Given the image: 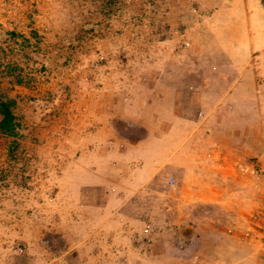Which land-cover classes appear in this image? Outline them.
<instances>
[{"label": "rangeland", "instance_id": "rangeland-1", "mask_svg": "<svg viewBox=\"0 0 264 264\" xmlns=\"http://www.w3.org/2000/svg\"><path fill=\"white\" fill-rule=\"evenodd\" d=\"M249 1L241 34L232 0H0V264H264V0ZM239 131L242 202H200L194 152Z\"/></svg>", "mask_w": 264, "mask_h": 264}, {"label": "crops", "instance_id": "crops-1", "mask_svg": "<svg viewBox=\"0 0 264 264\" xmlns=\"http://www.w3.org/2000/svg\"><path fill=\"white\" fill-rule=\"evenodd\" d=\"M229 5L230 4L228 3L226 6L227 11H231L232 16L233 14L238 16L233 19L234 31H238L241 34H248L250 31L249 26L251 24L252 12L250 6L252 5V2L249 0H232V4ZM219 10L220 8L217 7L215 11L212 12V15L218 14ZM239 134L240 131L231 136L238 139L236 144L229 141V144L225 145V147H220V145H218L209 148L208 151L205 149H199V151L194 152L195 163L193 175L196 180V183H194L197 187H209V193L200 195V202L206 201L213 204L216 203L220 206L219 208L224 207L225 210L230 206L229 204L231 202H242V199L236 195L239 193L238 189H234L241 186L240 192L243 191V186L247 184L245 178L248 176V165L245 164L246 169L240 168L236 162L239 160L244 162V154H246L244 151L248 150L245 140L246 137L243 134ZM237 149L241 151L242 155L239 159L236 158ZM205 151L206 154H208V157L205 155ZM261 151L260 155H258V159L263 162L264 148ZM182 160L183 159L179 157L178 162H182ZM160 162L158 161L156 164H152V166L158 168ZM186 175L191 178V175Z\"/></svg>", "mask_w": 264, "mask_h": 264}, {"label": "trees", "instance_id": "trees-1", "mask_svg": "<svg viewBox=\"0 0 264 264\" xmlns=\"http://www.w3.org/2000/svg\"><path fill=\"white\" fill-rule=\"evenodd\" d=\"M10 100L0 101V130L9 134H13L15 121L14 115L11 112L10 108Z\"/></svg>", "mask_w": 264, "mask_h": 264}]
</instances>
